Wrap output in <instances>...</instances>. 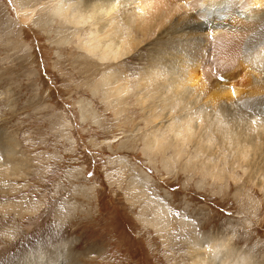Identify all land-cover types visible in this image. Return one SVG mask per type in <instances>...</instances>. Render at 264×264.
Wrapping results in <instances>:
<instances>
[{
    "label": "rangeland",
    "instance_id": "374dc122",
    "mask_svg": "<svg viewBox=\"0 0 264 264\" xmlns=\"http://www.w3.org/2000/svg\"><path fill=\"white\" fill-rule=\"evenodd\" d=\"M132 1L125 9L134 18L149 13V33L144 37L136 29L133 52L116 64L77 48L71 34L83 37L92 27L72 28L54 15L59 0L24 1L31 22L13 0H0V164L14 169L0 179V264H182V243L191 231L198 238L218 235L255 262L264 261L260 165L239 162L216 138L207 151L186 146L166 171L160 158L149 162L142 152L164 111L145 126L141 100L128 98L119 113L104 100L98 88L104 72L120 65L135 82L153 58H162L163 29L175 31L173 25L195 10L163 15L164 6L186 0ZM217 48L215 59L234 58L233 41ZM233 66L231 61L227 69ZM186 82L197 89L193 78ZM170 102H179L176 94ZM178 117L177 110L170 115ZM212 170L224 174L213 181ZM151 194L167 215L165 229L142 223L151 219L141 211ZM19 204L29 208L16 209Z\"/></svg>",
    "mask_w": 264,
    "mask_h": 264
},
{
    "label": "bare ground",
    "instance_id": "6f19581e",
    "mask_svg": "<svg viewBox=\"0 0 264 264\" xmlns=\"http://www.w3.org/2000/svg\"><path fill=\"white\" fill-rule=\"evenodd\" d=\"M24 1L26 0H13V3L23 19L31 22L24 14ZM131 1L78 0L71 4L69 0H59L53 13L64 18L72 28L90 22L92 29L84 27L86 31L83 30V37L79 31L71 34L76 38L77 48L88 54L97 52L99 62L117 64L121 58L133 52V44L137 39H134L135 30L145 37L150 29L149 13L143 12L134 18L131 11L125 9ZM232 1L239 3L242 8L247 4L240 3V0ZM249 1L251 8L239 18L219 23L212 29L213 35L221 32L215 38L216 41L213 40V46L206 41L203 23L193 10V14L185 13L179 26L173 25L175 31L167 32L163 29L160 34L165 41L162 58H153L151 65L147 63L150 67L143 69L144 73H138L141 75L135 82L131 76L130 80L128 75H123L124 69L120 65L106 69L98 80V88L104 100L113 103L117 113L121 112L122 106L130 97L141 100V107L147 111L145 126L155 122L164 111V119L147 134L142 147L143 155L149 162L160 158L162 168L169 171L170 164L179 158L186 146L193 145L198 151H207L217 138L239 162L260 165L257 176L260 188L264 186V0ZM216 2L212 5H221L222 12L229 13L232 6L227 0ZM182 7L184 5L178 6L172 1L169 6H164L162 13L167 15L176 12V9L189 11ZM199 14L200 20L209 21L208 12ZM36 26L38 24H34ZM243 37L246 40L241 41ZM232 41L236 48L231 60L234 61V66L227 69L231 61L228 62L224 57L215 59L217 51L215 55L213 52L217 46L220 47V43L230 44ZM215 62L224 67L217 68L219 71H212L208 65ZM219 77L233 81L223 83ZM189 78L197 82V89L188 85L186 81ZM131 81L134 82L133 85ZM131 85H136V89H131ZM174 93L179 102L171 103ZM175 110L179 117L177 120L170 119ZM169 150H172L171 157L167 156ZM12 170L11 167L0 164V179L3 180ZM210 174L214 181L221 178L224 171L212 170ZM129 183L133 184V181L129 179ZM157 201L160 202L158 196L151 194L146 203L141 205V211L148 210L151 215L150 220L142 223L154 227L155 231L168 226L167 215L162 213ZM15 208L27 210L29 206L19 204ZM182 244L183 250L185 249L182 256L187 258L182 264H264V261L255 262L251 253L246 250H234L230 247V242L228 244L225 239L213 233L198 238L191 231L184 237Z\"/></svg>",
    "mask_w": 264,
    "mask_h": 264
},
{
    "label": "clouds",
    "instance_id": "9594fccd",
    "mask_svg": "<svg viewBox=\"0 0 264 264\" xmlns=\"http://www.w3.org/2000/svg\"><path fill=\"white\" fill-rule=\"evenodd\" d=\"M241 3H247V4L249 3L248 9L242 8L239 3H232V7L230 8L231 10L229 11V13H226V14L222 12L221 5H212L209 3V0H186L184 1V7L186 9L188 8L191 10L195 9L199 17V21L202 22L206 26L204 29V34H205V38L207 41L208 37H211V36L216 37V36L221 35V32H219L218 34H214V35L212 34V29L215 28L217 24L230 22L231 20H235L239 18L240 16L234 19H230L232 15H235L239 12H242V13L246 12L252 6L250 1L248 0L243 1ZM199 12H203V13L208 12L207 18L209 19V21L200 20L201 15L199 14ZM208 23H210V25H208Z\"/></svg>",
    "mask_w": 264,
    "mask_h": 264
}]
</instances>
